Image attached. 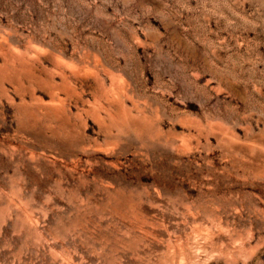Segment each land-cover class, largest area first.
<instances>
[{
  "label": "rangeland",
  "instance_id": "obj_1",
  "mask_svg": "<svg viewBox=\"0 0 264 264\" xmlns=\"http://www.w3.org/2000/svg\"><path fill=\"white\" fill-rule=\"evenodd\" d=\"M0 264H264V0H0Z\"/></svg>",
  "mask_w": 264,
  "mask_h": 264
},
{
  "label": "bare ground",
  "instance_id": "obj_2",
  "mask_svg": "<svg viewBox=\"0 0 264 264\" xmlns=\"http://www.w3.org/2000/svg\"><path fill=\"white\" fill-rule=\"evenodd\" d=\"M5 32H6V31H5ZM11 33H13V32H11ZM13 35H14V34H13ZM17 39H18V38H17ZM4 41H5V40H4ZM2 43H3V42H2ZM21 45H22V44H21ZM44 46H45V45H44ZM48 46H49V45H48ZM60 51H61V50H60ZM60 51H59V52H60ZM9 55H11V54H9ZM6 56H7V55H6ZM11 57H12V55H11ZM4 58H5V57H4ZM6 59H7V58H6ZM4 60H5V59H4ZM16 60H19V59H16ZM16 60H15V61H16ZM5 61H6V60H5ZM9 63H10V62H9ZM73 63H74V62H73ZM78 63H79V62H78ZM82 63H84V62H82ZM104 63H105V62H104ZM3 64H4V63H3ZM25 64H26V63H25ZM75 64H76V63H75ZM79 64H80V63H79ZM9 65L12 66V64H9ZM81 65H82V64H81ZM86 65H88V64H86ZM86 65L84 64V66H86ZM17 66H19V65H17ZM78 66H79V65H78ZM19 67H20V66H19ZM38 67H39V66H38ZM95 67H96V65H95ZM13 68H14V66H13ZM20 68H21V67H20ZM79 68H82V69H83V67H79ZM33 69H34V68H33ZM33 69H32V70H33ZM82 69H81V70H82ZM20 70H21V69H20ZM36 70H37V69H36ZM38 70H39V69H38ZM89 70H90V69H89ZM3 71H4V70H3ZM71 71H72V70H71ZM83 71H84V70H83ZM85 71H86V69H85ZM99 71H100V70H99ZM99 71H98V72H99ZM108 71H109V70H108ZM108 71H107V72H108ZM40 72H41V71H40ZM40 72H39V73H40ZM87 72H88V74H89L90 71H87ZM92 72H94V71H91V73H92ZM6 73H7V70H6ZM35 73H36V72H35ZM41 73H42V72H41ZM75 73H76V72H75ZM10 74H11V73H10ZM37 74H38V73H37ZM67 74H68V73H67ZM97 74H98V73H97ZM14 75H15V74H14ZM65 75H66V72H65ZM65 75H64V76H65ZM90 75H91V74H90ZM26 76H27V75H26ZM38 76H39V75H38ZM40 76H42V75H40ZM62 76H63V75H62ZM93 76H94V75H93ZM127 76H128V75H127ZM44 77H45V76H44ZM44 77H43V78H44ZM68 77H69V76H68ZM102 77H104V76H102ZM12 78H13V77H12ZM22 78H24V77H22ZM37 78H38V77H37ZM37 78H36V79H37ZM50 78H51V77H50ZM74 78H75V77H74ZM76 78H77V77H76ZM94 78H95V77H94ZM100 78H101V77H100ZM105 78H106V77H105ZM27 79H28V78H27ZM62 79H63V77H62ZM62 79H61V80H62ZM67 79H68V78L66 77V80H67ZM69 79H70V78H69ZM84 79H85V78H84ZM91 79H92V78H91ZM97 79H98V78H97ZM114 79H115V78H114ZM1 80H2V79H1ZM11 80H12V79H11ZM11 80H10V81H11ZM20 80H21V79H20ZM40 80H42V79H40ZM82 80H83V79H82ZM118 80H119V79H118ZM3 81H4V80H2V82H3ZM12 81H13V80H12ZM29 81H30V80H29ZM47 81H48V80H47ZM47 81L45 80V82H47ZM53 81H54V79H53ZM64 81H65V80H64ZM68 81H69V80H68ZM68 81H66V82L69 83ZM80 81H81V80H80ZM86 81H87V80H86ZM98 81H99V80H98ZM123 81H124V80H123ZM130 81H131V80H130ZM23 82H24V81H23ZM45 82H44V83H45ZM88 82H91V81H88ZM100 82H102L101 79H100ZM115 82H116V81H115ZM119 82H120V81H119ZM126 82H127V81H126ZM126 82H125V83H126ZM8 83H9V82H8ZM15 83H16V82H15ZM35 83H36V82H35ZM37 83H38V82H37ZM39 83H40V82H39ZM76 83H78V82H76ZM4 84H5V83H4ZM22 84H24V83H22ZM26 84H27V83H26ZM55 84H56V82H55ZM60 84H62V83H60ZM81 84H82V83H81ZM88 84H89V83H88ZM88 84H87V85H88ZM90 84H91V83H90ZM111 84H112V82H111ZM111 84H110V86H112ZM117 84H118V83H117ZM2 85H3V84H2ZM48 85H49V84H48ZM71 85H72V84H71ZM73 85H75V84H73ZM76 85H77V84H76ZM107 85H108V84H107ZM115 85H116V84H115ZM128 85H129V84H128ZM130 85H132V83H130ZM130 85H129V86H130ZM20 86H21V85H20ZM33 86H35V85H33ZM38 86H39V84H38ZM59 86H60V85H59ZM59 86H58L57 88H60ZM79 86H80V85H79ZM79 86H78V88H79ZM92 86H93V84H92ZM104 86H105V85H104ZM108 86H109V85H108ZM129 86H128V88H129ZM1 87H2V86H1ZM15 87H16V85H15ZM55 87H56V86H55ZM132 87H133V86H132ZM132 87H131V88H132ZM4 88H6V87H4ZM4 88H3V89H4ZM47 88H48V87H47ZM61 88H62V86H61ZM111 88H112V93H110V94H112V95L114 96V98L116 99V101L122 106V107H121V108H122V110H121V115L123 116V118H128V117H130L129 115H130L131 113H129V111L125 108V102H126L125 98H126V96H127V92H126V90L122 87V85H121V86H114V87H111ZM96 89H97V88H96ZM102 89H103V87H102ZM108 89H109V88H108ZM52 90H53V88H52ZM54 90H55V89H54ZM71 90H72V89H71ZM77 90H78V89H77ZM77 90L75 89V91H77ZM127 91L130 92L129 89H128ZM50 92H51V91H50ZM70 92H71V91H70ZM70 92H68L69 95L71 94ZM77 92H78V91H77ZM132 92L134 93V91H132ZM31 93H32V92H31ZM52 93H53V92H52ZM65 93H67V92H65ZM68 93H67V94H68ZM72 93H73V92H72ZM74 93H75V92H74ZM78 93H79V92H78ZM80 93H81V91H80ZM84 93H85V92H84ZM95 93L97 94V92H95ZM82 94H83V93H82ZM99 94H100V92H99ZM131 94H132V93H131ZM17 95H18V94H17ZM50 95H51V93H50ZM54 95H55V94H54ZM57 95H58V94H57ZM77 95H78V94H77ZM138 95H139V94H138ZM71 96H72V95H71ZM80 96H82V95H80ZM80 96H79V97H80ZM97 96H98V95H97ZM132 96H133V95H132ZM21 97H22V94H21ZM23 97H24V96H23ZM32 97H33V96H32ZM134 97H135V96H134ZM24 98H25V97H24ZM63 98H64V97H63ZM72 98H73V97H72ZM77 98H78V97H77ZM99 98H100V97H99ZM103 98H104V97H103ZM114 98H113V99H114ZM25 99H26V98H25ZM68 99H69V98H68ZM74 99H75V98H74ZM82 99H83V98H82ZM94 99H95V98H94ZM135 99H136V98H135ZM31 100H32V98H31ZM35 100H36V99H35ZM63 100L65 101V99H62V101H63ZM97 100H98V99H97ZM100 100H101V99H100ZM104 100H105V98H104ZM108 100H109V99H108ZM111 100H112V99H111ZM130 100H131V99H130ZM137 100H138V99H137ZM21 101H22V100H21ZM27 101H28V100H27ZM32 101H33V100H32ZM82 101H83V100H82ZM92 101H93V103H94V100H92ZM28 102H29V101H28ZM39 102H40V101H39ZM80 102H81V101H80ZM90 102H91V101H90ZM132 102H133V101H132ZM20 103H21V102H20ZM40 103H41V102H40ZM87 103H89V102H87ZM102 103H103V102H102ZM108 103H109V102H108ZM22 104H23V103H22ZM83 104H84V103H83ZM95 104H96V103H95ZM98 104H99V103H98ZM132 104H133V103H132ZM139 104H140V103H139ZM64 105H65V104H64ZM64 105H63V106H64ZM87 105H88V104H87ZM103 105H104V107H105V104H103ZM114 105H115V104H114ZM120 105H119V106H120ZM77 106H79V105H77ZM21 107H22V106H21ZM40 107H41V106H40ZM60 107L62 108L61 105H60ZM80 107H81V106H80ZM86 107H87V106H86ZM88 107H89V106H88ZM107 107H108V106H107ZM112 107H113V106H112ZM114 107H116V106H114ZM135 107H137V106H135ZM41 108H43V107H41ZM57 108H58V107H57ZM66 108H67V107H66ZM133 108H134V107H133ZM133 108H132V109H133ZM28 109H29V108H28ZM31 109H32V108H31ZM71 109H72V108H71ZM104 109H105V108H104ZM136 109H138V108H136ZM21 110H22V109H21ZM43 110H44V109H43ZM60 110L62 111V109H60ZM63 110H65V109H63ZM106 110H107V109H106ZM117 110H118V109H117ZM119 110H120V109H119ZM130 110H131V109H130ZM143 110H144V109H143ZM143 110H141V109L138 110L139 114H136V117H137V118H139V117H141V116H144V115L142 114V113H144ZM145 110H146V109H145ZM37 111H38V110H37ZM77 111H78V110H77ZM98 111H100V110H98ZM112 111H114V110H112ZM115 111H116V108H115ZM53 112H54V111H52V113H53ZM55 112H56V111H55ZM62 112H63V111H62ZM62 112H59V114L62 113ZM64 112H65V111H64ZM64 112H63V114H64ZM66 112H67V110H66ZM66 112H65V113H66ZM81 112H82V111H81ZM88 112H89V111H88ZM101 112H102V111H101ZM103 112H104V110H103ZM105 112H106V111H105ZM107 112H108V114H109V116H110V119H113V121H114V120H116V121H120V120H119V119H118L113 113H111V112H109V111H107ZM56 113H57V112H56ZM86 113H87V112H86ZM91 113H92V112H91ZM96 113H97V112H96ZM116 113H117V112H116ZM45 114H46V113H45ZM46 115H48V113H47ZM54 115H55V114H54ZM69 115H70V114H68V116H69ZM151 115H152V114H151ZM24 116H25V115H24ZM41 116H42V115H41ZM68 116H67L66 118H69ZM78 116H79V115H78ZM148 116H149V115H148ZM70 117H71V115H70ZM80 117H81V116H80ZM80 117H79V118H80ZM84 117H85V116H84ZM93 117H94V116H93ZM23 118H24V117H23ZM62 118H63V116H62ZM66 118H65V119H66ZM74 118H75V117H74ZM99 118H100V117H99ZM151 118H152V116H151ZM40 119H41V118H40ZM70 119H71V118H70ZM76 119H77V118H76ZM41 120H42V119H41ZM79 120H80V119H79ZM84 120H87V118L84 119ZM94 120H95V119H94ZM46 121H47V120H46ZM72 121H73V120H72ZM82 121H83V120H82ZM42 122H43V121H42ZM50 122H52V121H50ZM63 122H64V121H63ZM76 122H77V121H76ZM76 122H74V123L72 122V124H74V127H75V123H76ZM83 122H84V121H83ZM97 122H98V121H97ZM100 122H101V119H100ZM126 122H127V121H126ZM129 122H130V120H129ZM26 123H28V122H26ZM66 123H67V121H66ZM85 123H86V122H85ZM102 123H103V122H102ZM39 124H40V123H39ZM49 124H50V123H49ZM53 124H54V123H53ZM56 124H57V123H56ZM60 124H61V123H60ZM62 124H63V123H62ZM62 124H61V125H62ZM69 124L71 125V123H69ZM76 124H78V123H76ZM104 124H105V123H104ZM142 124H143V123H142ZM147 124H148V123H147ZM22 125H23V124H22ZM63 125H64V124H63ZM70 125H69V126H70ZM131 125H132V124H131ZM131 125H129V128H130ZM148 125H149V124H148ZM148 125H147V126H148ZM52 126H53V125H52ZM55 126H56V125H55ZM79 126H80V125H79ZM82 126H83V125H82ZM104 126H105V125H104ZM118 126H119V125H118ZM134 126H135V125H134ZM28 127H29V126H28ZM43 127H44V126H43ZM56 127H57V126H56ZM64 127H65V126H64ZM67 127H68V126H67ZM74 127H73V128H74ZM76 127H77V125H76ZM80 127H81V126H80ZM108 127H109V126H108ZM135 127H136V126H135ZM148 127L150 128V126H148ZM154 127H155V126H154ZM53 128H55V127H53ZM62 128H63V127H62ZM87 128H88V127H87ZM114 128H115V127H114ZM114 128H113V129H114ZM117 128H118V127H117ZM124 128H125V127H124ZM133 128H134V127H133ZM143 128H144V127H143ZM149 128H148V129H149ZM51 129H52V128H51ZM76 129H77V128H76ZM83 129H84V128L82 127V130H83ZM109 129H110V127H109ZM115 129H116V128H115ZM130 129H132V128H130ZM48 130H49V128H48ZM68 130H69V129H68ZM74 130H75V129H73V131H74ZM99 130H100V128H99ZM104 130H105V129H104ZM106 130H107V128H106ZM110 130H111V129H110ZM123 130H124V129H123ZM123 130H122V131H123ZM128 130H129V129H128ZM149 130H150V129H149ZM153 130H154V129H153ZM160 130H161V129H160ZM59 131H60V130H59ZM75 131H76V130H75ZM75 131H74L73 134H75ZM118 131H120V129H119ZM122 131H121V132H122ZM145 131H146V129H145ZM145 131H144V132H145ZM76 132H77V131H76ZM103 132H104V131H103ZM108 132H109V131H108ZM123 132L125 133L126 131H123ZM123 132H122V133H123ZM129 132H130V131H129ZM34 133H36V132H34ZM56 133H57V132H56ZM59 133L61 134V132H59ZM63 133H64V132H63ZM70 133H71V130H70L69 134H70ZM81 133L83 134V132H81ZM81 133H80V134H81ZM106 133H107V132H106ZM43 134H44V133H43ZM126 134H127V133H126ZM22 135H23V134H22ZM40 135H41V133H40ZM55 135H57V134H55ZM55 135H54V136H55ZM71 135H72V134H71ZM106 135H108V134H106ZM30 136H31V135H30ZM36 136H37V135H36ZM52 136H53V135H52ZM58 136H59V135H58ZM58 136H56V137H58ZM65 136H67V135H65ZM65 136H64V137H65ZM81 136H82V135H81ZM81 136H80V137H81ZM83 136H84V135H83ZM83 136H82V137H83ZM85 136H86V135H85ZM85 136L83 137V139L85 138ZM109 136L111 137V135H109ZM134 136L136 137L137 135H134ZM32 137H33V135H32ZM62 137H63V136H62ZM72 137H74V136H72ZM82 137H81V138H82ZM60 138H61V137H60ZM69 138H70V136H69ZM113 138H114V137H113ZM63 139H64V138H63ZM72 139H73V138H72ZM117 140H118V139H117Z\"/></svg>",
  "mask_w": 264,
  "mask_h": 264
}]
</instances>
